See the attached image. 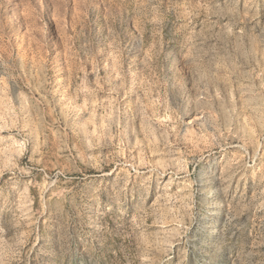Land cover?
<instances>
[{
    "label": "rangeland",
    "instance_id": "rangeland-1",
    "mask_svg": "<svg viewBox=\"0 0 264 264\" xmlns=\"http://www.w3.org/2000/svg\"><path fill=\"white\" fill-rule=\"evenodd\" d=\"M0 264H264V0H0Z\"/></svg>",
    "mask_w": 264,
    "mask_h": 264
}]
</instances>
